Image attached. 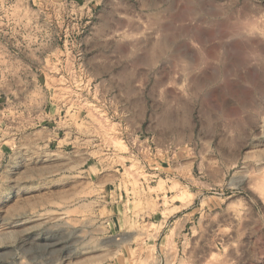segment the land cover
<instances>
[{"label":"rangeland","instance_id":"374dc122","mask_svg":"<svg viewBox=\"0 0 264 264\" xmlns=\"http://www.w3.org/2000/svg\"><path fill=\"white\" fill-rule=\"evenodd\" d=\"M0 264H264V0H0Z\"/></svg>","mask_w":264,"mask_h":264}]
</instances>
